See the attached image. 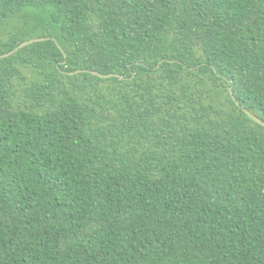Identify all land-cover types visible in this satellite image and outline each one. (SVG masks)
I'll list each match as a JSON object with an SVG mask.
<instances>
[{"label": "trees", "instance_id": "trees-1", "mask_svg": "<svg viewBox=\"0 0 264 264\" xmlns=\"http://www.w3.org/2000/svg\"><path fill=\"white\" fill-rule=\"evenodd\" d=\"M35 37L0 58V264H264V0H0V55Z\"/></svg>", "mask_w": 264, "mask_h": 264}, {"label": "water", "instance_id": "water-1", "mask_svg": "<svg viewBox=\"0 0 264 264\" xmlns=\"http://www.w3.org/2000/svg\"><path fill=\"white\" fill-rule=\"evenodd\" d=\"M47 38L46 37H35V38H32V39H29V40H26V41H23L19 46L15 47L14 49H12L11 51L5 53V54H2L0 55V58L2 57H6V56H9L11 54H13L14 52H16L17 50H19L20 48L26 46V45H29V44H32L34 42H38V41H44L46 40ZM92 72L93 74L95 75H98V76H101V77H110L112 76L113 74H102V73H99L97 71H90ZM245 111L248 113L249 117L251 119H253L254 121L258 122L259 124L263 125L264 126V120H262L260 117H258L257 115L251 113L250 111L246 110Z\"/></svg>", "mask_w": 264, "mask_h": 264}]
</instances>
